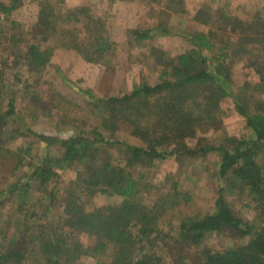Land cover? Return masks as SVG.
Segmentation results:
<instances>
[{
    "label": "trees",
    "instance_id": "1",
    "mask_svg": "<svg viewBox=\"0 0 264 264\" xmlns=\"http://www.w3.org/2000/svg\"><path fill=\"white\" fill-rule=\"evenodd\" d=\"M44 2L38 1L37 20L30 29H18L2 43L6 53L0 55V161L6 155L13 157L16 165L31 156L33 143L14 152L6 149V128L21 117L18 94L32 91L29 76L42 73L54 53L53 48L41 44L57 28ZM20 5L21 0L0 1L1 19L7 25L0 26V35L5 28L19 27L10 17ZM209 10V6L201 7L194 19L208 24ZM82 11L66 13L64 19L81 22ZM216 19V25L221 24L228 33L224 41L218 42L209 30L187 37L191 48L174 57L151 50L158 68L154 82L142 81L129 93L107 98L87 92V104L99 113V126L92 125L91 130H80L66 139L27 129L44 144L45 151L36 155V160H28L27 173L11 182L4 184L0 176V264H85L84 259L101 255L105 259L100 264H162L153 248L165 237L171 241L169 256L174 257L184 246L197 250L195 264H264V101L248 95L253 89L249 82L235 86L229 68L238 47L246 56L247 45H258L260 57H264V17L256 14L244 22L225 12L218 13ZM87 23L91 30L86 29L82 39L72 40L73 49L89 62L111 59L116 46L104 25L93 18ZM171 33L160 26L133 29L130 40L140 47L156 36ZM27 36H31L30 41ZM258 69L261 77L254 89H263L264 67ZM31 91L29 94H34ZM223 100L232 105L246 134L213 143L200 133L220 129ZM62 124L66 125L65 119L56 127ZM120 126L140 145L110 141L100 132L102 128L115 138ZM115 144L122 146L123 164L116 163L104 149ZM50 146L55 147L56 156L47 151ZM208 155L215 156L210 171L216 187L212 207L163 228V218L179 205L192 206V197L183 191L180 179L172 176L169 192L143 205L140 195L146 182L141 183L145 180L137 178L134 169L154 162L182 164ZM66 166L78 170L62 189L59 172ZM231 191L247 201L244 206L254 212V221L245 220L234 209L228 199ZM34 192L39 196L36 201L31 196ZM95 198L114 202L99 206L93 202ZM213 234L244 242L221 250L202 246ZM174 264H187L186 257H178Z\"/></svg>",
    "mask_w": 264,
    "mask_h": 264
},
{
    "label": "rangeland",
    "instance_id": "2",
    "mask_svg": "<svg viewBox=\"0 0 264 264\" xmlns=\"http://www.w3.org/2000/svg\"><path fill=\"white\" fill-rule=\"evenodd\" d=\"M8 3L9 0H0ZM40 1V0H38ZM37 0H21L20 7L12 13L10 20L17 26L13 29H4L0 35V55L6 52L2 49V43L10 38V35L23 28L30 29L37 20L39 7ZM45 1L50 10V20L57 27L54 33L43 46L54 49L50 64L46 66L40 74L28 75L30 91L20 95L18 109L21 117L6 128L4 139L5 148L14 152L17 148H24L28 143H33L31 156L23 159L22 165H16L13 157H7L0 161V176L4 184L27 173L29 170L27 161L34 159L36 155H42L45 151L44 144L37 138L30 136L27 129L37 135L66 139L76 135L80 130H91V126H99V113L87 104L86 93L98 98H107L113 95L129 93L134 84L142 81L154 82L157 76V66L151 56L153 48L161 50L165 55L174 57L184 53L191 48L186 40L187 37L197 32L207 33L209 30L218 37V42L226 39L228 35L223 30L221 24L216 25V16L225 12L232 18L242 21H250L258 14L264 17V0H41ZM44 2V3H45ZM209 6L210 19L208 24H202L201 20H195L194 16L198 9ZM82 8L83 15L79 16L81 22H76L75 18L70 21L64 19L66 13H71ZM0 14V26L7 27L2 22ZM98 19L105 29L110 41L116 46L115 55L111 59L101 62H89L81 54L73 49L72 40H78L85 35L88 19ZM83 19V20H82ZM167 28L172 33L164 36H156L146 41L140 47H136L130 40V31L133 29H151L155 27ZM30 41L31 36H27ZM228 37V36H227ZM238 41L237 37H233ZM235 42V44H236ZM249 53L243 56L240 47L237 48L229 68L235 86H240L249 82L253 89L248 91V95L255 99L264 101V88H255L254 83L258 81L261 74L258 67H264V57H260V46L255 44L247 45ZM257 64H254L256 59ZM8 76V74H7ZM9 81L11 78L9 76ZM23 85L24 77L20 78ZM72 83V84H69ZM34 90V92H33ZM33 96V97H32ZM32 98V99H31ZM87 99V100H86ZM31 100L34 102L31 103ZM37 100V101H36ZM27 106V108H26ZM26 108V109H25ZM221 115L220 129L200 133L201 137L213 143H219L224 138H241L246 132L240 117L234 112L232 105L223 100L220 103ZM35 111V112H34ZM31 115H34L31 117ZM24 116V117H23ZM35 117V119H34ZM65 119L66 125L56 127V123H62ZM73 121V122H72ZM125 127L120 126L114 134L100 128V132L110 141H121L123 143L140 145V141L131 136ZM22 134V135H21ZM120 145L104 147L118 164H123L121 160ZM54 146L47 148L50 155L56 156ZM35 156V157H34ZM38 159V158H37ZM34 160V161H35ZM215 156L208 155L206 158L196 161H185L174 163L172 161L154 162L153 165L145 168L134 169L135 176L141 177L145 181L144 189L141 191L143 205H150L170 190L172 178L180 179L183 184V191L191 195L192 206L179 205L171 210V213L163 218V228L177 225L186 216L206 213L213 205V195L215 193L214 179L210 177V171ZM120 162V163H119ZM78 168L76 166L65 167L60 173V186L62 189L75 177ZM174 176V177H172ZM169 180H168V179ZM7 179V180H5ZM33 200L39 197L37 193L31 194ZM228 199L234 209L240 213L241 217L248 221H254L256 216L251 208L244 206L246 200L239 198L236 192H228ZM99 206L111 204L112 199H93ZM249 203V202H248ZM164 241L155 244L153 251L161 257L162 264H174L178 257H186L187 264H195L197 250H189L182 247L173 256H169L168 247L171 244L170 238L165 237ZM244 240H234L225 235H210L202 242V246L213 250H221L236 246ZM101 255L96 259L87 258L85 264H100L104 261Z\"/></svg>",
    "mask_w": 264,
    "mask_h": 264
}]
</instances>
